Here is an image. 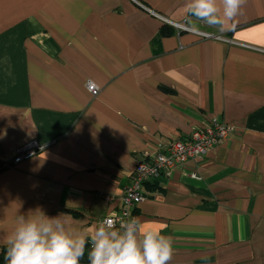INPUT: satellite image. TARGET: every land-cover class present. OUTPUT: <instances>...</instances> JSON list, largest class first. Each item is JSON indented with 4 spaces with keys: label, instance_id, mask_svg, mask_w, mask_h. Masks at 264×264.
I'll return each instance as SVG.
<instances>
[{
    "label": "crops",
    "instance_id": "crops-1",
    "mask_svg": "<svg viewBox=\"0 0 264 264\" xmlns=\"http://www.w3.org/2000/svg\"><path fill=\"white\" fill-rule=\"evenodd\" d=\"M184 4L0 0V248L37 208L90 236L141 158L216 120L228 137L145 183L132 216L172 237L169 264H264V0L225 29Z\"/></svg>",
    "mask_w": 264,
    "mask_h": 264
},
{
    "label": "clouds",
    "instance_id": "clouds-1",
    "mask_svg": "<svg viewBox=\"0 0 264 264\" xmlns=\"http://www.w3.org/2000/svg\"><path fill=\"white\" fill-rule=\"evenodd\" d=\"M247 0H185V15L208 26L225 29ZM103 218L86 236L64 216L49 217L39 208L15 217L14 229L4 238L6 264H169L173 239L160 229L141 232L137 218Z\"/></svg>",
    "mask_w": 264,
    "mask_h": 264
},
{
    "label": "built area",
    "instance_id": "built-area-1",
    "mask_svg": "<svg viewBox=\"0 0 264 264\" xmlns=\"http://www.w3.org/2000/svg\"><path fill=\"white\" fill-rule=\"evenodd\" d=\"M173 26L183 30L190 29L177 23H173ZM199 33L203 37L220 39V36ZM87 88L92 95H96L98 92V87L92 82H87ZM232 130V126L213 120L203 127L193 129L187 137L174 140L163 146L156 154L141 158L135 165L130 182L122 192L119 211L103 218L113 219L116 227H120L122 221L132 219L133 208L145 198L143 191L145 183L156 180L163 175H169L173 169L183 165L186 161L204 155L220 141L226 139ZM43 147L44 145L37 141L26 143L16 149L13 160L4 166H13L27 160ZM191 176L195 177L196 175L192 173ZM104 198L107 202L112 200L109 195L104 196Z\"/></svg>",
    "mask_w": 264,
    "mask_h": 264
},
{
    "label": "trees",
    "instance_id": "trees-1",
    "mask_svg": "<svg viewBox=\"0 0 264 264\" xmlns=\"http://www.w3.org/2000/svg\"><path fill=\"white\" fill-rule=\"evenodd\" d=\"M5 251H6V245H4L0 248V264H6V262L4 261ZM81 262H89L87 259V251H86L85 256Z\"/></svg>",
    "mask_w": 264,
    "mask_h": 264
}]
</instances>
